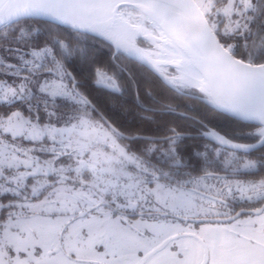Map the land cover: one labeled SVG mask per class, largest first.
I'll use <instances>...</instances> for the list:
<instances>
[{"label":"snow or ice","instance_id":"snow-or-ice-1","mask_svg":"<svg viewBox=\"0 0 264 264\" xmlns=\"http://www.w3.org/2000/svg\"><path fill=\"white\" fill-rule=\"evenodd\" d=\"M0 264H264V0H0Z\"/></svg>","mask_w":264,"mask_h":264}]
</instances>
